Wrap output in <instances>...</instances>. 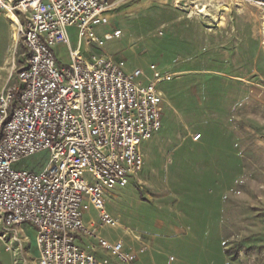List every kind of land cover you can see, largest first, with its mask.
<instances>
[{"label":"rangeland","instance_id":"obj_1","mask_svg":"<svg viewBox=\"0 0 264 264\" xmlns=\"http://www.w3.org/2000/svg\"><path fill=\"white\" fill-rule=\"evenodd\" d=\"M104 17L97 32L105 45L96 51L124 59L129 70L150 73L155 63L172 76L160 85L162 127L143 143V171L107 197L119 226L99 232L137 249L146 244L134 264H264V11L251 0H112ZM11 29L0 25L5 81L14 64H25ZM69 35L75 48L77 29ZM58 54L69 60L67 45ZM49 160L45 150L15 167L38 173ZM91 218L99 221L94 208ZM5 230L17 234L21 253L15 262L4 244L0 264L38 255L32 224L10 228L0 219Z\"/></svg>","mask_w":264,"mask_h":264},{"label":"built area","instance_id":"obj_2","mask_svg":"<svg viewBox=\"0 0 264 264\" xmlns=\"http://www.w3.org/2000/svg\"><path fill=\"white\" fill-rule=\"evenodd\" d=\"M251 1L264 11V0ZM110 7V0H0L26 49L25 64L12 66L0 92V219L10 228L32 224L37 238L38 255L23 264H134L148 248L112 241L99 229L119 226L107 197L143 171V143L162 127L160 85L172 75L155 63L150 73L129 70L124 59L95 50L105 45L97 27ZM61 43L67 64L56 56ZM45 150L50 160L41 172L15 167ZM92 208L99 221H85ZM16 238L0 234V247L14 257L21 253Z\"/></svg>","mask_w":264,"mask_h":264},{"label":"crops","instance_id":"obj_3","mask_svg":"<svg viewBox=\"0 0 264 264\" xmlns=\"http://www.w3.org/2000/svg\"><path fill=\"white\" fill-rule=\"evenodd\" d=\"M111 1H112V0H110V2H111ZM5 24H6V25L8 24L10 30L12 31L11 27H13V24H12V21H11L10 15L7 14V13H5V12H0V25L5 26ZM11 36H12V40H13V33H11ZM13 42L16 43L15 38H14V41H13ZM16 44H17V43H16ZM62 45H63V44L61 43V44H58V45L56 46V48H55L56 56H57L58 61H59L60 64H67V63L70 62V56H69V60H67V59H63V58H61V57L59 56V54H58V50L61 49V46H62ZM85 48H86V47H84V49H85ZM5 65H6V60H5L4 64L0 66V71H2V70H6L7 66H5ZM2 78H3V75L0 74V82H1ZM3 79H4V78H3ZM5 80H6V79L3 80V84L6 83ZM136 263H137V262H136Z\"/></svg>","mask_w":264,"mask_h":264},{"label":"bare ground","instance_id":"obj_4","mask_svg":"<svg viewBox=\"0 0 264 264\" xmlns=\"http://www.w3.org/2000/svg\"><path fill=\"white\" fill-rule=\"evenodd\" d=\"M10 17H11V15H10Z\"/></svg>","mask_w":264,"mask_h":264}]
</instances>
